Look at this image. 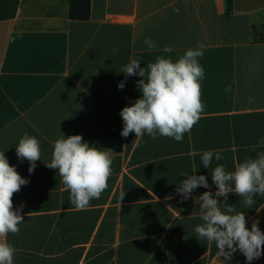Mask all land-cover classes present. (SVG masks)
Instances as JSON below:
<instances>
[{"label":"crops","instance_id":"1","mask_svg":"<svg viewBox=\"0 0 264 264\" xmlns=\"http://www.w3.org/2000/svg\"><path fill=\"white\" fill-rule=\"evenodd\" d=\"M68 11L69 0H0V152L28 180L13 196L24 216L19 233L7 236L14 264H247L239 252L225 261L214 242L196 237L194 198L216 191L204 151L221 150L226 171L264 151L249 147L264 139V0H91L88 20H71ZM197 42L205 45L199 122L181 143L122 137L120 112L141 93L140 77L125 80L121 67L175 61ZM25 132L41 148L31 174L16 155ZM62 135L113 151L108 188L84 209L71 205L58 170L45 165ZM194 168L210 187L185 201L176 188ZM254 199L246 208L230 193L228 203L264 232V197Z\"/></svg>","mask_w":264,"mask_h":264},{"label":"clouds","instance_id":"2","mask_svg":"<svg viewBox=\"0 0 264 264\" xmlns=\"http://www.w3.org/2000/svg\"><path fill=\"white\" fill-rule=\"evenodd\" d=\"M144 43L149 50L156 49V42L145 38ZM205 45L197 42L175 61L170 57L157 56L154 62H148L141 67V58L131 59L121 67L120 72L128 77L138 76L137 90L141 93L130 106H125L120 112L123 121L122 137L135 133L136 138L145 134L152 139L157 136L172 138L183 142L184 135L190 133L199 122L205 105L202 100V81L205 70L200 64ZM114 52L117 49H113ZM171 52L170 47L163 49ZM117 87L123 89L124 82ZM251 102V98H249ZM256 151L264 148V139L249 146ZM52 158L46 167L58 170L60 183L65 191L70 193L69 201L77 209L90 205L92 199H99L108 188V180L112 175L113 151L90 146L82 135H62L52 145ZM5 152V151H4ZM4 152H0V264H14L16 249L8 243L7 236L18 234L20 225L24 222L23 204L19 208L13 206V196L26 185L23 178L10 165ZM17 158L29 162L28 171L31 174L40 161V141L27 132L19 139L16 146ZM221 150L210 149L201 154V163L205 168H211L212 183L216 186L215 194L204 191L195 202L199 203V215L202 220L194 232L196 237L215 243L218 255L230 261L239 252L247 264L264 255V232L253 222L247 226L246 215L237 211L235 205L228 203V196L234 193L243 197L246 208H252L256 203L254 197H264V151H256L254 158L249 157L235 165L233 171H226V164ZM181 173L186 178L176 188L183 200H188L198 188L209 189L210 185L205 175ZM121 195V201L124 198ZM223 197V200H219Z\"/></svg>","mask_w":264,"mask_h":264},{"label":"trees","instance_id":"3","mask_svg":"<svg viewBox=\"0 0 264 264\" xmlns=\"http://www.w3.org/2000/svg\"><path fill=\"white\" fill-rule=\"evenodd\" d=\"M68 16L71 20L90 19L91 0H69ZM261 258L264 260V255H262Z\"/></svg>","mask_w":264,"mask_h":264},{"label":"rangeland","instance_id":"4","mask_svg":"<svg viewBox=\"0 0 264 264\" xmlns=\"http://www.w3.org/2000/svg\"><path fill=\"white\" fill-rule=\"evenodd\" d=\"M32 1H34V4L35 5H38L39 6L40 3H45L48 0H29V2H32ZM59 1L60 0H49V2H53V3H56V2H59ZM33 24H35V23L33 22Z\"/></svg>","mask_w":264,"mask_h":264}]
</instances>
